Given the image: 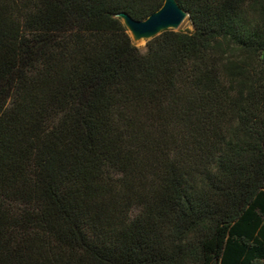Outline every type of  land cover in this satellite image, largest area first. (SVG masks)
<instances>
[{
    "label": "trees",
    "instance_id": "1",
    "mask_svg": "<svg viewBox=\"0 0 264 264\" xmlns=\"http://www.w3.org/2000/svg\"><path fill=\"white\" fill-rule=\"evenodd\" d=\"M177 1L0 0V264H264V0Z\"/></svg>",
    "mask_w": 264,
    "mask_h": 264
},
{
    "label": "water",
    "instance_id": "2",
    "mask_svg": "<svg viewBox=\"0 0 264 264\" xmlns=\"http://www.w3.org/2000/svg\"><path fill=\"white\" fill-rule=\"evenodd\" d=\"M132 42L147 41L163 30H179L182 23L188 18V13L179 5L177 0H164L159 9L145 19L137 20L126 12H120Z\"/></svg>",
    "mask_w": 264,
    "mask_h": 264
},
{
    "label": "rangeland",
    "instance_id": "3",
    "mask_svg": "<svg viewBox=\"0 0 264 264\" xmlns=\"http://www.w3.org/2000/svg\"><path fill=\"white\" fill-rule=\"evenodd\" d=\"M192 29V24L188 18L185 19V21L182 23L180 26L179 30H191ZM137 47L140 48L142 52L146 50V41H141V42H133Z\"/></svg>",
    "mask_w": 264,
    "mask_h": 264
}]
</instances>
